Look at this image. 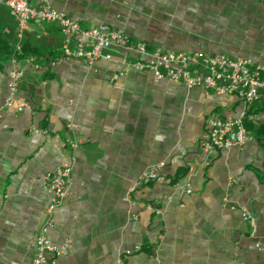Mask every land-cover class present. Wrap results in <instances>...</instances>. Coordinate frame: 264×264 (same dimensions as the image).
Instances as JSON below:
<instances>
[{
  "label": "crops",
  "instance_id": "0c3cea01",
  "mask_svg": "<svg viewBox=\"0 0 264 264\" xmlns=\"http://www.w3.org/2000/svg\"><path fill=\"white\" fill-rule=\"evenodd\" d=\"M44 4L83 29L119 31L147 53L250 59L264 80V0L29 3ZM16 28L0 5V102L15 69L12 98L25 104L0 115V264H31L50 199L45 175L70 161L67 195L48 230L52 244L68 247L54 264H264L255 247L264 243V102L246 109L247 144L205 155L206 122L240 111L235 98L156 80L122 62L145 56L119 48L92 64L63 58L54 23L30 24L14 57ZM159 164L157 178L128 195Z\"/></svg>",
  "mask_w": 264,
  "mask_h": 264
},
{
  "label": "built area",
  "instance_id": "2783aa9c",
  "mask_svg": "<svg viewBox=\"0 0 264 264\" xmlns=\"http://www.w3.org/2000/svg\"><path fill=\"white\" fill-rule=\"evenodd\" d=\"M30 1L0 0V5L9 9L17 24L14 57L22 52V35L30 24H57L63 37L60 48L63 58L78 59L84 63L92 64L98 58L105 60L112 58L111 54L103 53L104 50L119 48L125 53L145 56L146 59L130 63L126 61V55H124L122 62L137 71L151 73L156 80L166 78L169 81L182 84L188 90H201L220 97L235 98L241 105L240 111L229 116H213L206 122L199 141L200 150L205 155L231 147L241 148L251 140V136L244 126V119L249 105L259 100L264 101V80L261 78V65L247 58H232L223 54L185 53L159 49L147 53L143 43L133 44L129 41L128 36L119 31L104 25L83 29L76 21L64 13L56 11L49 4L33 7L29 5ZM76 38L87 41L84 42ZM12 62L15 63L16 59L13 58ZM54 64L56 61L51 63V65ZM17 76L18 72L15 69L10 72L9 97L0 102V115L5 109L15 108L17 111H21L25 107L23 102L12 98L16 89ZM34 132H43V130L35 129ZM160 167L161 164L145 170L129 186L128 195L141 186L154 181ZM71 169L72 162L70 161L61 164L45 175L50 199L45 209V219L35 238V254L31 264H54L55 260L67 250V242L62 246L51 243L48 230L53 227L54 210L67 195ZM241 216L243 221L251 227L254 226V218L248 212L243 210ZM255 247L264 252V243H256ZM118 264H121L120 260Z\"/></svg>",
  "mask_w": 264,
  "mask_h": 264
},
{
  "label": "trees",
  "instance_id": "16d2710c",
  "mask_svg": "<svg viewBox=\"0 0 264 264\" xmlns=\"http://www.w3.org/2000/svg\"><path fill=\"white\" fill-rule=\"evenodd\" d=\"M259 102H264V101H263V100H259V101L254 102L253 104H256V103H259ZM253 104H251V105H253ZM251 105H249V107H250ZM244 126H245V128L248 130V128H247V126H246V124H245V119H244Z\"/></svg>",
  "mask_w": 264,
  "mask_h": 264
}]
</instances>
